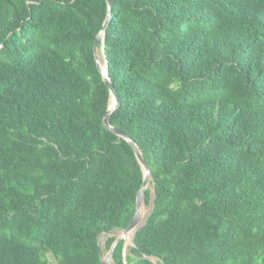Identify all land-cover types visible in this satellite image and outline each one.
<instances>
[{
    "label": "trees",
    "instance_id": "16d2710c",
    "mask_svg": "<svg viewBox=\"0 0 264 264\" xmlns=\"http://www.w3.org/2000/svg\"><path fill=\"white\" fill-rule=\"evenodd\" d=\"M109 12V121L151 171L126 263L264 264V0H0V264H102L132 220Z\"/></svg>",
    "mask_w": 264,
    "mask_h": 264
},
{
    "label": "water",
    "instance_id": "95a60500",
    "mask_svg": "<svg viewBox=\"0 0 264 264\" xmlns=\"http://www.w3.org/2000/svg\"><path fill=\"white\" fill-rule=\"evenodd\" d=\"M107 2L109 4V6H111V0H107ZM110 16H111V12H109L108 17H107V19L103 25V28L99 31V33L97 34L95 41H94V54H95L97 66L102 73L103 80L108 85L109 90H110L109 105H110L111 99L113 100V104H112L113 106L112 107L109 106L107 112L104 115L103 121H104L105 127L107 129L112 130L113 132H115L119 136H122L123 138L127 139L128 142L131 144V146L135 152L136 158L139 161V163L142 167V170L144 172V178H143V183H142V185H141V187L137 193V196H136L135 212H134V215L132 217L131 222L129 223V225L126 228H124L120 231L113 230V231H110L108 233L109 235L116 236V239L114 240L113 244L111 245L110 249L108 250L106 256L104 255V252H103L102 241L100 239L98 241L102 264H112V262H113V251H114L116 245L118 244V242L120 240H124V243H125V238H126L125 234L128 231L132 230L133 228L137 227L136 228V230H137L140 227L139 224L141 223V221L143 219L141 212L145 206V191H146V188L149 186L150 179H151L150 168H149V166H148V164H147V162L143 156L142 151L138 147V145L135 143V141L131 137L127 136L123 132L114 128L110 124V121H109V115L120 105L119 97L116 94V91H115V89L111 83V80H110V77H109V74L107 71V64H105V72H104L102 65L100 63V59H99V43H100L101 39H102V42L104 41L105 28L108 25ZM101 49L103 50V45H102ZM136 230H135V232H136ZM134 235H135V233H134ZM132 245H133V241H132ZM124 264H127L126 260H125V253H124Z\"/></svg>",
    "mask_w": 264,
    "mask_h": 264
},
{
    "label": "rangeland",
    "instance_id": "374dc122",
    "mask_svg": "<svg viewBox=\"0 0 264 264\" xmlns=\"http://www.w3.org/2000/svg\"><path fill=\"white\" fill-rule=\"evenodd\" d=\"M151 208H152V202L150 204H145V206H144V211H145L144 217H143L141 223L139 224L140 226L143 224V222H144L146 216L148 215V213L150 212ZM106 237H107V235H105V234H103L100 237V240L103 243V252H104L105 256L108 252V250L105 248V243H104ZM133 237H134V235H133ZM133 237L131 238V240H129L128 237H127V239L125 238V243H124V253L125 254L129 252V249L132 246ZM47 259L49 260L50 264H57V261L55 260V258L49 253L47 254ZM112 264H113V262H112Z\"/></svg>",
    "mask_w": 264,
    "mask_h": 264
},
{
    "label": "bare ground",
    "instance_id": "6f19581e",
    "mask_svg": "<svg viewBox=\"0 0 264 264\" xmlns=\"http://www.w3.org/2000/svg\"><path fill=\"white\" fill-rule=\"evenodd\" d=\"M100 63H101V61H100ZM101 65H102V68H103V70H104V72H105V64H103V63H101ZM113 100L111 99V102H110V107H112L113 105ZM144 209L142 210V212H141V215L144 217ZM137 228V227H136ZM136 228H133L132 230H130V231H128L126 234H125V237H126V239H127V237H128V239L129 240H131V238L133 237V235H134V233H135V230H136Z\"/></svg>",
    "mask_w": 264,
    "mask_h": 264
},
{
    "label": "clouds",
    "instance_id": "9594fccd",
    "mask_svg": "<svg viewBox=\"0 0 264 264\" xmlns=\"http://www.w3.org/2000/svg\"><path fill=\"white\" fill-rule=\"evenodd\" d=\"M106 64V63H105Z\"/></svg>",
    "mask_w": 264,
    "mask_h": 264
}]
</instances>
